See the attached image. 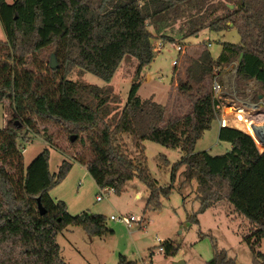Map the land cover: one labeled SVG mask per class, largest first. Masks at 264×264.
<instances>
[{
  "label": "trees",
  "instance_id": "1",
  "mask_svg": "<svg viewBox=\"0 0 264 264\" xmlns=\"http://www.w3.org/2000/svg\"><path fill=\"white\" fill-rule=\"evenodd\" d=\"M181 19L188 27L185 37L229 28H236L241 37L240 44L224 43L217 60L208 49L189 60L187 79L178 82V90L190 102L185 116L167 120L162 105L141 99L136 82L114 119L110 86L68 78L79 70L110 84L126 56L138 61L140 76L155 59L149 26L164 42L175 43L167 29ZM0 23L6 35L5 41L0 40V104L5 105L7 119L0 129V264H68L57 243L60 234L70 227L82 228L91 237L108 232L106 217L88 211L71 215L65 202L50 196L71 171L72 162L64 160L52 174L46 148L25 166L20 141L24 144L28 136L40 135L42 124L60 126L69 139L77 137L72 145L82 154L76 162L87 168L100 189L111 188L120 195L135 178L146 185L150 190L146 210H160L161 197L168 199L172 190L158 188L143 142L180 149L185 181L198 183V214L228 202L256 227L255 240H246L255 264H264V254L256 250L264 239V152L249 136L229 128L221 129L218 137L231 145L225 154L195 152L216 120L208 89L216 69L238 61V82L257 80L264 87V0H14L13 4L0 0ZM49 51L60 63L57 70L44 62ZM122 135L132 137L137 160L120 144ZM39 198L45 215L40 214ZM189 221L199 224L197 216ZM164 247L166 257L180 249L171 242H164ZM215 250L206 264H236L225 250ZM118 264L136 263L121 256Z\"/></svg>",
  "mask_w": 264,
  "mask_h": 264
},
{
  "label": "rangeland",
  "instance_id": "2",
  "mask_svg": "<svg viewBox=\"0 0 264 264\" xmlns=\"http://www.w3.org/2000/svg\"><path fill=\"white\" fill-rule=\"evenodd\" d=\"M6 1L8 4L14 3V0ZM220 13L222 11L213 13L210 19ZM187 28L185 19L176 22L173 28H168L167 34L176 40L171 43L164 42L162 36L149 26L153 33L155 49L162 47V51L155 52L154 61L143 69L140 76H137L138 61L126 56L110 84L91 73H81L79 70L71 71L68 78L79 83L110 86L113 93L109 110H112L111 117L114 119L124 109L132 85L136 82H140L138 95L141 99H151L162 105L167 120L183 117L190 110V102L178 90V82L187 79L189 60L198 58L203 50L207 49L211 57L217 60L221 56L224 43H241L236 28L221 32L205 29L196 36L185 37ZM0 40H6L1 23ZM176 46L183 48L182 53L176 50ZM46 54L44 62L50 65L52 53L49 51ZM173 60H178L176 66L172 65ZM237 67L238 61L224 66L218 81H226V87L223 88L225 97L232 96V93L238 90L237 96L245 100L248 97L243 92L245 83L238 82ZM208 89L211 90L210 82ZM252 102H258L256 93ZM6 125L5 105L0 104V129H4ZM257 129L264 134V130ZM218 131V123L215 120L211 129L205 132L196 144L195 152L208 151L216 156L229 151V143L218 141ZM27 141L24 144L20 141L26 167L46 148L50 150L49 166L52 174L58 173L64 160L73 163L67 177L51 190L50 196L54 200L65 202L71 215L88 211L107 219L108 232L102 237H91L79 227H70L58 236L61 257L68 264H118L121 256L136 264H206L214 258L216 248L225 250L236 264H255L253 251L246 239L255 240L253 233L256 227L236 213L233 206L226 201H220L205 213L198 214V183L185 181L186 168L180 165L184 154L180 149H169L151 141L143 142L150 174L161 187H170L172 190L168 199L161 197V209L153 211L146 210L150 190L137 178L128 182L120 195L112 193L98 202L97 197L101 194V189L88 174L87 168L76 162L77 157L82 154L80 149L72 145L77 140L71 142V137L69 139L65 136L60 126L42 124L41 134L30 135ZM119 141L128 156L135 160L140 157L131 136L122 135ZM261 151L264 152L262 149ZM175 166H178L176 171ZM112 216H135L143 222H135L131 227H127L121 221H111ZM193 216H197L199 224L189 221V217ZM164 242H171L179 247L178 253L173 257H166ZM160 248L164 251L160 252ZM256 250L264 254V239Z\"/></svg>",
  "mask_w": 264,
  "mask_h": 264
},
{
  "label": "built area",
  "instance_id": "3",
  "mask_svg": "<svg viewBox=\"0 0 264 264\" xmlns=\"http://www.w3.org/2000/svg\"><path fill=\"white\" fill-rule=\"evenodd\" d=\"M176 50L182 53L183 48L181 46H176ZM155 52L160 53L161 49H155ZM177 64L178 60L172 61L173 66ZM222 69H216V75L211 82L214 113L219 129L229 128L246 134L253 140L259 152L263 153L261 149L264 150V134L258 133L257 128H260L262 131L264 130V87L257 80H252L245 83L243 92L248 96L245 100L237 96L238 90L232 93V96L225 97L223 88L226 87V81L223 79L221 82L222 84L218 81L219 77H221ZM254 93L257 94V103L252 102ZM112 193H114V190L111 188L101 189V194L97 197V201H103ZM110 220L121 221L127 227H131L135 222H143V220L135 216H112ZM161 243H163V241H161ZM159 251L163 252L164 249L160 248Z\"/></svg>",
  "mask_w": 264,
  "mask_h": 264
},
{
  "label": "water",
  "instance_id": "4",
  "mask_svg": "<svg viewBox=\"0 0 264 264\" xmlns=\"http://www.w3.org/2000/svg\"><path fill=\"white\" fill-rule=\"evenodd\" d=\"M51 68H52V70H57V68H58V63H57L56 58H55L54 55L51 58ZM76 138H77L76 136H72L71 137V141L74 142L76 140ZM38 207H39L40 214L41 215H45L46 214V210L42 206L40 198L38 199ZM181 264H184V263H181Z\"/></svg>",
  "mask_w": 264,
  "mask_h": 264
},
{
  "label": "crops",
  "instance_id": "5",
  "mask_svg": "<svg viewBox=\"0 0 264 264\" xmlns=\"http://www.w3.org/2000/svg\"><path fill=\"white\" fill-rule=\"evenodd\" d=\"M160 49H161V51H162V47H160ZM218 128H219V126H218ZM220 130V129H219ZM218 137H219V131H218ZM203 152H208V151H203ZM158 188L160 189V188H163V187H161L160 185L158 186ZM140 196L137 194V198H139Z\"/></svg>",
  "mask_w": 264,
  "mask_h": 264
}]
</instances>
